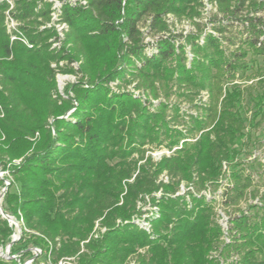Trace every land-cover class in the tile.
I'll list each match as a JSON object with an SVG mask.
<instances>
[{
	"label": "trees",
	"instance_id": "16d2710c",
	"mask_svg": "<svg viewBox=\"0 0 264 264\" xmlns=\"http://www.w3.org/2000/svg\"><path fill=\"white\" fill-rule=\"evenodd\" d=\"M208 2L210 18L203 0L64 5L59 40L49 2L0 0L1 207L21 222L0 264L33 259L30 248L50 264H264L253 172L264 160L242 157L264 122V90L251 94L264 85V0ZM58 73L77 76L63 96ZM161 148L175 150L154 161ZM182 183L194 191L175 195ZM139 203L158 207L150 232L133 222ZM96 222L104 232L93 238ZM13 227L0 215V248Z\"/></svg>",
	"mask_w": 264,
	"mask_h": 264
},
{
	"label": "rangeland",
	"instance_id": "374dc122",
	"mask_svg": "<svg viewBox=\"0 0 264 264\" xmlns=\"http://www.w3.org/2000/svg\"><path fill=\"white\" fill-rule=\"evenodd\" d=\"M214 11L215 10H214L213 6L207 1L206 4H205V10H204V15H206V18H210L212 16V14L214 13ZM262 17H264V13H262ZM203 22H204V20H203ZM226 36L228 38L232 39V41L233 40L234 41H238L236 39V37H235V36H238V34L235 33V32L227 33ZM256 60H257V64L258 65L262 64L261 58L258 57V58H256ZM59 63H61V65H59V67H64L65 62L62 61V62H59ZM71 67L74 70H76L77 67H78V64L77 63H73V64H71ZM76 81H77V76L74 75V74H71V73H66V74H62L61 73L60 74V73H58L56 75L58 93L63 96L65 88L69 84H73ZM110 86H111L112 91H114V92L122 90V91H125V92H130L134 96H137V95L140 96L141 95L140 92H138V91L133 89V86L131 84L127 85V86H123L122 89H116L115 84H111ZM251 90H252L251 94L257 93V92L260 93L261 91L264 90V85H262V86L254 85ZM154 103H155V101H154ZM182 107L183 106H181V108ZM251 113L252 112L248 113L249 117L251 116ZM249 137L250 138H249L248 146L245 149L244 155L242 156L243 159L244 158H250V159L251 158H259L261 160H264V122H261L257 128H255L254 130H251V133H250ZM167 151L168 150L166 148H164V150L163 149L155 150V151L151 152L150 155H151V157L153 158L154 161H157L162 156H169V155H167L168 154ZM0 172H2V171H0ZM253 172H254V174L257 173L258 175L260 173V175H259L260 179L258 180V184H257V186H258L257 189H261L258 192V193H260L261 191L264 190V168L263 169H259L258 168V170H257V168L256 169L254 168ZM3 175H5L4 172H2V176ZM182 185L185 186L186 184L182 183ZM3 188H0V193H1ZM160 195H161V193H160ZM210 195L212 196L213 193L210 192ZM1 203H2V199L0 200V205H1ZM140 205L142 206L143 214L139 217V219L133 220V222L136 225H138L140 228L144 229L145 231L150 232L151 231V225L147 221V219H148V217L155 218V217L159 216L158 215V207L157 206H150V205H147V204L143 205V204L139 203V206ZM242 206H244V205L242 204ZM156 211H157V214H155ZM13 220H15V219L13 218ZM143 222H145V223L147 222L148 224L144 225ZM18 225L20 226V233L18 232V229L15 226L13 227V233H12V235H15L16 238L21 236V222H18ZM103 230H101V229L99 230V229L95 228V229H93V231L91 233V236L93 238H96V237L100 236L104 232ZM12 235H11V237H12ZM10 249H11V247L9 248V250L7 249V244L4 247L0 248V257H3L5 259L9 258ZM30 249H32V248H30ZM32 252L36 253L37 255H35V257L33 259L25 258L22 261V264H50L47 256H45L44 254H41L38 251L33 250V249H32ZM139 252L142 253L143 251L139 250ZM16 261L18 262L17 258H16ZM130 263L134 264L133 260ZM58 264H73V262L72 261H64V262H59Z\"/></svg>",
	"mask_w": 264,
	"mask_h": 264
},
{
	"label": "built area",
	"instance_id": "2783aa9c",
	"mask_svg": "<svg viewBox=\"0 0 264 264\" xmlns=\"http://www.w3.org/2000/svg\"><path fill=\"white\" fill-rule=\"evenodd\" d=\"M46 1L51 4V13H50L51 20H50V23L47 25V27H51L52 26L56 30L57 35H58V39L60 40V39L63 38V32H65L67 30L66 23L61 21L62 7L64 5L85 7L87 5V0H46ZM203 1H204V4H206V2L208 0H203ZM186 25H187V23H184L183 27L185 29H188V26H186ZM6 28H7V31L9 33H11L12 31L16 30V23L8 15L6 16ZM14 38H15L14 36L11 37V39H14ZM20 40L24 44L27 45V42H26V40L24 38L21 37ZM59 44H60V41L56 42V43H53L52 46L55 47V46H58ZM187 56H188V58L191 57V55L189 53H187ZM59 65H61V63H59ZM52 66L55 67V64H52ZM202 97H203V99H205V95L204 94H202ZM161 149L164 150V148H161ZM161 149H159V150H161ZM174 150H175V148H173L171 151L168 150L167 151V153H168L167 155H170ZM159 180L164 182V183H166L168 181V177L165 174H162L160 176ZM187 191L193 192L194 191L193 190V186L192 185L184 186V185L180 184L179 189H178V191H177V193L175 195H184ZM160 193H161V191H158L154 195L156 197H159ZM217 193H220V190H218ZM200 194L203 195L207 200L212 199V198L217 200V195L218 194H214V195L211 196L209 189L201 191ZM186 199L188 200L187 196H186ZM216 211H217L218 223H219V225L221 226V228H222V230L224 232V240L226 242H228L229 240L226 237L228 217L224 214V212L219 207H216ZM155 214H157V211L155 212ZM143 223H144V225L148 224L147 222L146 223L143 222ZM95 228H97L99 230L100 229L103 230V228L99 227L98 222H96ZM12 236H15V235H12ZM32 249L36 250V251H38L40 253L39 249H36V248H32ZM32 249H31V251H32ZM32 253L34 254V256L37 255L34 252H32ZM72 260H73V258L67 259L66 261H72ZM60 262H64V261H60Z\"/></svg>",
	"mask_w": 264,
	"mask_h": 264
},
{
	"label": "water",
	"instance_id": "95a60500",
	"mask_svg": "<svg viewBox=\"0 0 264 264\" xmlns=\"http://www.w3.org/2000/svg\"><path fill=\"white\" fill-rule=\"evenodd\" d=\"M2 178V172H0V179ZM9 185V181H5V187L2 189L1 193H0V200L2 199L3 195H4V192L6 190V186ZM0 215L6 219L10 225H14L17 229H18V232L20 233V226L18 225V222L16 220H13V218L7 214H5L3 212V209L0 205ZM20 237L16 238L15 236H12V239L11 241L7 244V249L9 250V248L14 244V242H16ZM31 250V249H30Z\"/></svg>",
	"mask_w": 264,
	"mask_h": 264
}]
</instances>
